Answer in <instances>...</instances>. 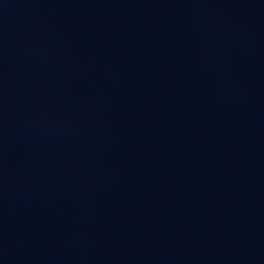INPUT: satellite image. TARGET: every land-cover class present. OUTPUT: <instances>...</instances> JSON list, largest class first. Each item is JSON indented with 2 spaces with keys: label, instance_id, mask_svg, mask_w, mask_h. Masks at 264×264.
I'll return each mask as SVG.
<instances>
[{
  "label": "water",
  "instance_id": "95a60500",
  "mask_svg": "<svg viewBox=\"0 0 264 264\" xmlns=\"http://www.w3.org/2000/svg\"><path fill=\"white\" fill-rule=\"evenodd\" d=\"M0 264H264V0H0Z\"/></svg>",
  "mask_w": 264,
  "mask_h": 264
}]
</instances>
